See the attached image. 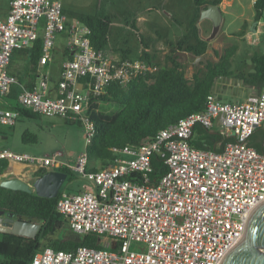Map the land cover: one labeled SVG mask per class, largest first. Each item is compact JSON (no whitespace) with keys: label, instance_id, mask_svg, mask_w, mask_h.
Here are the masks:
<instances>
[{"label":"built area","instance_id":"2783aa9c","mask_svg":"<svg viewBox=\"0 0 264 264\" xmlns=\"http://www.w3.org/2000/svg\"><path fill=\"white\" fill-rule=\"evenodd\" d=\"M58 35H64L65 44L58 80L50 86L48 70ZM89 36L90 29L69 18L59 0H10L8 14L0 20V97L6 99L17 87L20 108L79 122L85 141L73 165L63 162L60 152L36 157L0 148V161L7 162L0 182L15 175V164L32 183L38 171L61 167L82 175L92 188L63 192L55 210L73 233L93 234L101 247H79L74 253L44 248L30 264H219L241 238L251 209L264 200V88L239 103L209 95L203 111L168 125L150 143L112 148L116 157L107 167L86 172V147L93 136L91 101L113 83L127 87L135 77L153 71L142 60L94 49ZM37 39L41 54L28 88L8 69L14 53L31 48ZM19 118L17 110L0 108V126L12 127ZM196 126L235 142L219 153L195 148ZM257 129L262 132L261 152L248 145ZM152 155L166 167L156 184H150Z\"/></svg>","mask_w":264,"mask_h":264},{"label":"trees","instance_id":"16d2710c","mask_svg":"<svg viewBox=\"0 0 264 264\" xmlns=\"http://www.w3.org/2000/svg\"><path fill=\"white\" fill-rule=\"evenodd\" d=\"M197 13L207 6H219L222 0H192ZM252 27L256 28L264 12V0H254ZM63 12L71 19L79 20L90 29V43L96 50H104L108 44L111 27L110 16H99L79 12ZM246 23H243L244 34ZM132 30L138 38L141 50L135 59L146 62L152 69L144 75L135 77L127 87L111 84L105 95L91 101L89 107V125L93 131L90 144L86 147L88 169L86 172L97 170L95 163L101 168L107 167L116 157L112 148L122 149L125 146H142L153 141L156 134L176 123L178 120L204 109L207 96L212 95L215 83L220 78L232 76L230 60L237 50L236 45L226 48L216 63L210 61L203 66L204 71L192 75L191 80L185 78L184 70L177 52H184L197 58L206 53L207 43L194 36V41L186 43L178 41L174 46L167 42L169 52L164 57L163 65L156 62V56L149 53L148 45L144 42L134 21ZM123 59H130V50H121ZM41 54V39L26 50L16 51L11 59L8 73L14 76L18 84L27 82L28 88L35 81V68ZM253 71L235 76L245 86L253 89L251 95H257L264 88V54L253 55L251 58ZM203 64V63H201ZM18 88L13 86L8 98L13 100L12 108L19 112L20 117L36 119L42 117L29 110L20 108L15 100ZM102 105H111L112 113H103ZM69 122V121H65ZM78 124L79 122H69ZM81 126V125H80ZM262 132L257 129L249 138L248 145L261 152ZM23 142H35L34 135L24 133ZM235 142L234 138L222 135L217 130H205L195 127V148L221 152L226 144ZM152 172L150 184H156L165 174L166 167L157 155L150 158ZM7 167V162L0 161V173ZM57 171L67 174L65 181L70 182L77 176L66 167ZM38 171L36 177L43 175ZM79 190L77 192H82ZM60 189L56 198L47 199L35 193L12 191L0 187V220L8 214L15 221L37 223L39 226L32 238L9 233L0 234V264H30L33 256L41 249L51 248L55 251L74 253L79 247L101 248L99 238L93 234L63 236L62 231L70 229L67 220L55 210L56 202L63 193Z\"/></svg>","mask_w":264,"mask_h":264},{"label":"rangeland","instance_id":"374dc122","mask_svg":"<svg viewBox=\"0 0 264 264\" xmlns=\"http://www.w3.org/2000/svg\"><path fill=\"white\" fill-rule=\"evenodd\" d=\"M65 12H79L99 16H110L111 27L109 40L105 48L108 54L121 55V50H130V58L135 59L140 53L141 45L132 30L135 21L139 33L148 45L149 53L156 56V62L163 65L164 57L169 52L167 42L174 46L178 41L193 42L194 36L207 43L206 61L216 63L223 51L231 45L237 50L232 56L230 71L232 76L220 78L216 81L213 95L223 103H239L252 94L253 89L242 84L235 78L238 74L244 75L253 71L251 58L253 55L264 54V12L256 28L252 27L254 11L251 0H241L243 8L229 9L222 14L218 30L214 32L213 24L209 19H201L192 0H59ZM3 0H0V8ZM1 14V12H0ZM240 15V16H239ZM243 23H246L244 34ZM65 44L64 35H58L55 40V55L48 70L49 84L54 85L59 76L61 66V51ZM179 57L182 63L185 78L191 80L195 73L204 71L203 64H194L195 57L183 54ZM103 113H112L111 105H102ZM4 135L1 144L8 150L18 154H28L36 157L52 156L60 152V159L70 165L75 164L76 158L85 150L83 129L78 124H71L59 118L39 117L28 119L20 117L12 126H0ZM24 133L34 135L35 142H23ZM90 166V164L88 165ZM100 169V164L95 163ZM13 173H18L19 170ZM67 182L61 190L76 193L79 190L92 188L91 182L82 175ZM15 221V219H14ZM37 223L28 225L18 224L16 221L10 227L2 226L0 234L9 233L32 238L38 228ZM73 232L67 228L62 231L63 236H70ZM2 257L0 256V262Z\"/></svg>","mask_w":264,"mask_h":264},{"label":"water","instance_id":"95a60500","mask_svg":"<svg viewBox=\"0 0 264 264\" xmlns=\"http://www.w3.org/2000/svg\"><path fill=\"white\" fill-rule=\"evenodd\" d=\"M201 19H209L213 24L214 32L218 30L221 21V12L218 6H207L200 10ZM184 52H177V55ZM206 54L195 58L194 64H207ZM67 179V174L59 171H50L39 177H35L32 185H28L22 180L12 177L0 182V187L21 191L24 193H35L39 197L52 199L56 198L59 191ZM2 215V212H0ZM2 226L9 228L14 221V216L8 214L0 220ZM22 224L23 222H18ZM219 264H264V200L255 205L249 212L241 238L225 254Z\"/></svg>","mask_w":264,"mask_h":264},{"label":"crops","instance_id":"0c3cea01","mask_svg":"<svg viewBox=\"0 0 264 264\" xmlns=\"http://www.w3.org/2000/svg\"><path fill=\"white\" fill-rule=\"evenodd\" d=\"M9 2H10V0H3L2 4H1V8H0V12H1L0 20H4L6 18L7 14H8V10H9ZM253 2H254V0H251V3H250L251 7L253 5ZM62 6H63V4H62ZM218 8L220 9L221 16H222V14H227L229 9H235V8L242 9L243 4H242L241 0H222V2L219 4ZM63 10H64V7H63ZM54 55H55V49H54ZM62 55H63V49L61 51V58H62ZM54 85H50V86H54ZM12 104H13V100H11L10 98L7 97L6 99H4V98L0 97V108H2V109L9 108L10 109L13 106ZM3 139H4V135L0 130V148L8 149L7 147H5L4 145L1 144V141ZM20 171H21V169L19 170L18 173H15V175L13 177H16V178L22 180L23 182H25L28 185H31L32 180H31L30 176L27 174L21 175ZM10 178H12V177H10Z\"/></svg>","mask_w":264,"mask_h":264},{"label":"bare ground","instance_id":"6f19581e","mask_svg":"<svg viewBox=\"0 0 264 264\" xmlns=\"http://www.w3.org/2000/svg\"><path fill=\"white\" fill-rule=\"evenodd\" d=\"M20 167H21V166L15 164V165H13L12 171H13V172H14V171H17L18 168H20Z\"/></svg>","mask_w":264,"mask_h":264}]
</instances>
